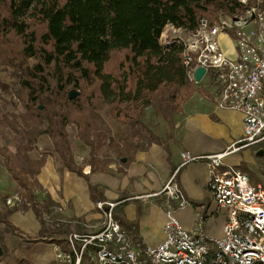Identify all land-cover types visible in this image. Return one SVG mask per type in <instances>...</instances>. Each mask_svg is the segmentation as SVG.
<instances>
[{"label":"trees","instance_id":"trees-1","mask_svg":"<svg viewBox=\"0 0 264 264\" xmlns=\"http://www.w3.org/2000/svg\"><path fill=\"white\" fill-rule=\"evenodd\" d=\"M244 9L237 0H0V158L14 184V192H0L2 264H31L20 254L29 249L23 238L37 241L48 230L62 251L73 253V231L49 219L59 205L38 180L47 159V153L33 154L41 137L60 169L86 179L85 165L94 172L113 160L127 164L135 150L161 142L144 123V108L170 121L197 89L182 44L160 41L166 24L197 29L202 17L212 25L219 15ZM207 75L215 81L213 70ZM102 111L128 128L120 141L111 136ZM9 135L16 139L11 146L2 142ZM71 135L89 148L83 164L75 160ZM102 146L115 158H97ZM88 186L92 194L100 189ZM13 193L19 199L4 205ZM17 210L35 214L37 238L12 223ZM136 243L143 257L145 245ZM88 250L79 264H86Z\"/></svg>","mask_w":264,"mask_h":264},{"label":"crops","instance_id":"crops-1","mask_svg":"<svg viewBox=\"0 0 264 264\" xmlns=\"http://www.w3.org/2000/svg\"><path fill=\"white\" fill-rule=\"evenodd\" d=\"M220 43L226 55L236 56L229 35H220ZM195 82L196 91L172 120H164L151 107L144 108L142 119L154 135L160 137L161 142L152 141L146 143L145 148L135 150L127 164L113 160L106 165V169L94 172H89L90 167L85 165L86 179L67 169L58 170V163L50 148L40 146L46 149L42 152L47 153V159L38 180L59 205L53 218L66 223L64 226L71 231L86 235L102 226L103 217L95 203L113 200L116 202L114 215L121 229L135 243L139 239L145 246H155L164 238L166 198L163 193H155L175 173L180 192L187 201H173L177 218L193 233L201 229L209 235H221L223 213L211 203L208 188L210 168L205 159L180 166L181 153L188 151L204 156L226 149L243 134V113L216 106V82L207 73ZM110 128L111 136L116 141L129 132L126 126L116 121L110 124ZM84 147L81 145V148ZM103 156L113 159L115 153L107 150ZM229 166L246 173L252 184L264 186V140L225 155L217 169L222 171ZM89 183L98 185L100 189L92 194ZM5 184L4 188L1 187L2 192L14 191V184L9 179ZM10 219L26 235L34 237L40 231L41 225L30 210H17ZM134 222L136 230L131 224ZM50 232L48 230L46 235L33 242L43 249L38 259L34 258L35 264H56L54 245L58 244L53 240L55 235ZM90 250L89 247L86 264H91Z\"/></svg>","mask_w":264,"mask_h":264},{"label":"built area","instance_id":"built-area-1","mask_svg":"<svg viewBox=\"0 0 264 264\" xmlns=\"http://www.w3.org/2000/svg\"><path fill=\"white\" fill-rule=\"evenodd\" d=\"M237 1L245 5L241 13L219 15L212 25L202 17L197 29L167 23L160 35L164 45L182 44L183 62L193 66V72L198 66L205 67V73L213 70L218 85L217 107L243 113V134L226 149L204 156L181 153L180 166L205 159L210 168L211 203L223 213L221 235H209L201 229L189 231L174 207L168 206L164 211V238L155 246H145L142 257L114 216L116 202L97 201L95 206L103 217L101 228L86 235L71 232L68 241L73 253L54 245L56 264H79L83 251L90 246L91 264H264V186L252 184L235 166L217 169L225 155L264 140V0ZM222 34L231 37L235 57L223 51ZM163 191L169 198L187 202L175 173ZM18 199L13 193L3 203L8 206ZM76 241L80 242L79 249L74 247Z\"/></svg>","mask_w":264,"mask_h":264},{"label":"rangeland","instance_id":"rangeland-1","mask_svg":"<svg viewBox=\"0 0 264 264\" xmlns=\"http://www.w3.org/2000/svg\"><path fill=\"white\" fill-rule=\"evenodd\" d=\"M2 92H4V91H2ZM1 92V93H2ZM2 94H4V93H2ZM6 97V100L7 101H9L10 100V98H8L7 96H5ZM7 104V103H6ZM1 106H5L4 105V103H1ZM7 106L9 107V105L7 104ZM2 107V108H3ZM10 107H12V106H10ZM11 109V108H10ZM102 113V116L104 117V119L105 120H107L108 121V124L110 125L112 122H114V120H112L110 117H108L107 115H105V113H104V111H102L101 112ZM70 134H73V133H71V130H70V132H69ZM71 137V140L74 142V152H75V160H76V162H78L79 164H83L84 162H85V159L88 157V153H89V148H88V146H86V147H84L85 148V151H83V149L84 148H81V141H79V140H75L74 139V137L71 135L70 136ZM42 139H41V142L40 143H38V145H37V149L35 150V152L33 153L34 155L36 154H39V153H42V151H44V150H46V149H43V148H41V147H45V145L48 147V148H51L50 147V145H49V143H48V141H47V139H46V137L45 136H43V137H41ZM16 141V139H15V137L14 136H11V135H9V136H7L6 138H2V142L4 143V144H7V145H9V146H11V145H13L14 144V142ZM78 143V144H77ZM41 146V147H40ZM40 149H42V150H40ZM108 151H109V149H107ZM106 149H105V146H102L101 147V149H99L98 151V154H97V158H99L100 160H103L105 157L103 156V154H105L106 153V151H107ZM84 152V153H83ZM86 157V158H85ZM54 159H55V157H54ZM56 161V160H55ZM56 163H58L57 161H56ZM57 167H58V170H63V169H60V166H59V163H58V165H57ZM88 167H86V169H87ZM84 169V168H83ZM170 177V176H169ZM169 177H168V179H169ZM7 179H9V177H8V175L6 174V172H5V170H4V167H3V165H2V163H1V158H0V191H2V188H4L5 187V181L7 180ZM167 179V180H168ZM167 180L165 181V183L163 184V186H162V188H161V190L160 191H158L157 193H155V194H159V193H163L164 195H165V205H164V211H165V209L168 207V206H172V207H174V205H173V201H178V200H176V199H172V198H169V195H167L164 191H163V187H164V185L166 184V182H167ZM2 187V188H1ZM3 190H5V189H3ZM12 192H14V191H12ZM31 211V210H30ZM32 212V211H31ZM53 216H54V214L53 215H51L50 216V218L49 219H51V218H53ZM37 219V218H36ZM53 219H55V218H53ZM55 220H58V218L57 219H55ZM59 222H62V221H60V219L58 220ZM39 222V221H38ZM64 223V222H63ZM78 233V232H77ZM7 237H9L10 235H9V233H7V235H6ZM30 238L32 237L31 235H28ZM35 238H37L38 237V235H36V236H34ZM39 239H41V238H39ZM33 242H35V241H27V240H25V238H23V245L24 246H29V249H28V251L26 252H21L20 254H24V256L29 260V262L31 263V264H35L33 261H34V258L35 259H38V256L41 254L40 252H42V250L43 249H41V247H40V244H38V243H33ZM67 263V262H66ZM0 264H2L1 262H0ZM72 264V263H71Z\"/></svg>","mask_w":264,"mask_h":264},{"label":"water","instance_id":"water-1","mask_svg":"<svg viewBox=\"0 0 264 264\" xmlns=\"http://www.w3.org/2000/svg\"><path fill=\"white\" fill-rule=\"evenodd\" d=\"M204 73H205V67L203 66L196 67L193 72L195 81H200ZM0 253H1V249H0Z\"/></svg>","mask_w":264,"mask_h":264}]
</instances>
